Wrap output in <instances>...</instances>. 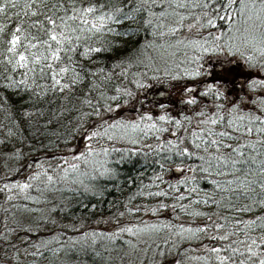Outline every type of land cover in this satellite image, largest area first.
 I'll list each match as a JSON object with an SVG mask.
<instances>
[{
	"label": "snow or ice",
	"instance_id": "6c2138e0",
	"mask_svg": "<svg viewBox=\"0 0 264 264\" xmlns=\"http://www.w3.org/2000/svg\"><path fill=\"white\" fill-rule=\"evenodd\" d=\"M217 20L228 23V31L201 33L202 29L215 28ZM125 22L139 24L134 35L142 29L153 38L144 43L142 49L145 52L153 49L158 55H148V63L140 62L143 67L154 72L163 70L171 80L179 81L185 77L194 80L202 74L211 75V70L201 72L204 67L201 60L205 55L225 51L239 57L248 68L264 70V0H0V114L10 111L13 97L22 105L28 102L39 105L52 104L56 99H77L75 94L79 92L82 104L91 109L82 113L79 119L97 118L96 123L84 130L77 146L69 148L70 155L51 158L60 161L55 168L50 163L46 168L42 161L30 162L27 167L39 171L26 182L0 184V192L18 190L26 193L36 181L44 183L45 188L54 187L58 181L83 185L85 179L94 178L93 172L103 176L110 171L100 157L120 150L104 147L105 141L129 139L135 144L138 141L134 134L169 133L175 140L166 139L158 147L176 157V166L170 169L173 178L166 181L162 176L156 177L159 183L154 181L153 185L158 190L147 195L157 198L158 203L145 209L152 216H158L161 211L169 212V222L165 223L164 218L159 223L141 221L140 225L122 226L112 234L83 232L71 241L73 245H81L77 251H87L97 240L111 241L121 233H127L136 238V242H126L132 250L129 258L133 264L140 253L148 256L151 264H164L173 250L178 258L171 264H185V261L189 264L192 261L195 264H264V216L243 219L233 215L229 218L218 213L209 215L194 207L208 205L234 213H250L254 205L264 206V91L257 92L264 89V78L249 79L246 87L252 95H238L231 103H227L231 93L226 94L217 87L220 84L227 86L225 79H217L202 91H197L195 84L185 86L183 94L194 95L177 101V104L197 105L201 96H210L213 103L205 102L192 116L181 113L183 120L167 111L156 117L144 114L133 123L115 117L105 118L104 112L117 111L119 105L117 108L110 104L98 106L93 103L90 93L100 90L101 81H110L112 75L105 68L93 70L88 64H96L100 55L110 50V43L104 39L106 36L113 33L129 35L127 30L120 32L114 27ZM183 32L193 34L178 35ZM169 49L175 51L169 52ZM178 51L185 59L170 63ZM132 66L131 61L127 64L121 61L113 68L123 69L116 74L127 78ZM223 67L220 65L217 71H222ZM143 75L147 76L148 72ZM97 76L101 81L89 79ZM233 84L241 87L236 81ZM81 85L85 86L86 92L81 91ZM136 85L146 87L139 79ZM115 92L118 95L105 97L100 91V98L116 101L121 95H132L120 87H116ZM158 107L167 109L168 105ZM37 113L44 115L39 109H23L25 119ZM61 115L63 112L54 111L52 118L59 119ZM193 121L194 128L191 127ZM51 122L50 119L47 123ZM165 125H171L175 130ZM83 127L80 123L74 132ZM3 130L4 125L0 122V131ZM6 134L12 136L15 133L9 129ZM3 143L5 141L0 140V144ZM64 143L70 142L65 140ZM80 143H83L82 149L78 147ZM89 166L92 171H88ZM49 169L57 172L55 178L49 174ZM161 184L165 187L161 188ZM37 190H41L39 186ZM13 198L6 196V200ZM240 200L252 203L241 206ZM172 212L177 213L176 217H171ZM180 213L202 217L205 222L197 227L172 223V219H179ZM14 231L0 228V242H3L0 251L6 253L12 248L19 253V247L11 239ZM202 236L212 243H202L191 251L203 249V255L190 257L187 256L188 247H179L193 239L200 240ZM18 239L35 249L30 253L33 257L43 255L39 244H28L29 237ZM92 256L108 259L99 250H94ZM0 264L6 262L0 260ZM80 264L84 262L80 261ZM139 264L145 262L140 260Z\"/></svg>",
	"mask_w": 264,
	"mask_h": 264
},
{
	"label": "trees",
	"instance_id": "16d2710c",
	"mask_svg": "<svg viewBox=\"0 0 264 264\" xmlns=\"http://www.w3.org/2000/svg\"><path fill=\"white\" fill-rule=\"evenodd\" d=\"M114 27L120 32L127 30L129 35L117 36L113 33L106 36L104 39L110 43V50L101 54L96 64H88L93 70L105 68L106 72H110L112 75L110 81H101L99 76L89 77V79L101 81V89L90 93L94 104L98 106L110 104L113 108H117L119 105L117 111L104 112L105 118L115 117L128 123L137 122L144 115L140 109L142 93L154 90L159 95L160 92L175 88L179 90L175 102L167 104V109L160 107L159 109L178 116L181 120H183L181 113L192 116L202 104L207 102L211 105L213 101L210 96H201L198 97L199 103L197 105L177 104V101L194 95V93L183 94V88L195 84L198 86L197 91H202L206 85L215 82L217 79H223L219 71H216L219 64L232 67L240 64L239 68L242 74L252 72L253 77L251 78H264V70L248 68L239 57L230 56L225 51L220 54L205 55L201 60V64L204 66L201 72L205 73L206 70H211V75L202 74L194 80L186 77L179 81L171 80L164 75L163 70L154 72L145 69L140 63L141 61L148 63L147 56H156L158 53L153 49H148L147 52L142 49V45L153 38L146 35L142 29L138 35H134L133 32L139 29L138 23L125 22L123 25H115ZM228 29V23L217 20L215 28L202 29L201 33L204 35H207L208 32L215 34L220 31H228ZM192 34L188 32L178 33L182 37ZM138 49L141 50L138 51ZM172 51L175 50L169 49V52ZM191 54L189 51V55ZM183 59H185L183 53L178 51L171 58L170 63ZM121 61L124 64L131 61L133 64L128 69L127 78L116 74L123 69L113 68V65ZM239 68H237L236 76L240 74ZM145 71L148 72L147 76L143 75ZM153 76L159 77V79H154ZM238 77L239 79L229 81L225 79L228 81L227 86L217 85L226 94L231 93L227 103H231L241 94L252 95L246 87L251 78L241 80V76ZM137 79L146 87H137ZM234 81L238 82L241 87H235ZM116 87H120L122 90L127 89L132 95H121L120 99L116 101L100 98V91H103L105 97L118 95L115 92ZM80 89L87 91L84 85H81ZM261 91L264 89L257 90L258 93ZM75 95L78 97L77 99H56L52 104L41 103L39 105H32L31 102L22 105L13 97V106L10 111L0 114V122L4 125V130L0 131V140L5 141V143L0 144V184L26 182L29 176L33 175L35 171H39V169L27 167L30 162L42 161L46 168L49 163L52 168H55L60 161L51 158L70 155L69 148L77 146V141L80 140L84 130L90 128L97 120L95 116L83 121L79 119L82 113L89 112L91 109L82 104V97H80L79 92ZM49 99L51 100L52 97ZM25 107L32 111L39 109L43 111L44 115L37 113L31 118L25 119L23 116ZM54 111L63 112V115L59 119H53ZM50 119L52 122L47 123ZM80 123H83L84 127L79 132H74ZM165 127L175 130L171 125H165ZM191 127H195V121ZM9 129L15 134L8 136L6 133ZM134 136L138 141L135 144L130 143L129 139L105 141L104 147L119 149L120 151H111L109 156L100 157L101 160L106 161L104 167L110 171L103 176L99 172H93L94 178L85 179L83 185L72 184L69 181H58L54 187L45 188L44 183L36 181L33 188L26 193L18 190L0 192V228L15 229L11 234V239L20 249L18 254L12 248H8L6 253L0 251V260H4L6 264H80V261H83L84 264H133L132 259L129 258L132 255V250L126 242H136V238L127 233H121L111 241L97 240L96 244L89 247L87 251L78 252L77 249H80L81 245H73L71 241L78 239L83 232L95 231L112 234L122 226L140 225L141 221L159 223L160 219L164 218L165 223L169 222V212L161 211L158 216H152L145 209L154 207L158 203L157 198L147 195L150 191L158 190L153 185L154 181L159 183L156 177L162 176L166 181L173 178V172L170 169L176 166L174 163L176 157L173 153H169L158 146L164 144L166 139L175 140V137H171L169 133L155 135L149 133L147 136L141 133L134 134ZM65 140L70 143H64ZM78 147L82 149L83 143H80ZM96 147L99 149L100 145H96ZM81 170H84L83 165H81ZM88 171H92L91 166H89ZM49 174L55 178L57 172L49 169ZM37 186L41 190H37ZM160 187L163 188L165 185L161 184ZM259 191L260 189L257 188V192ZM141 192L144 194H138ZM9 195L14 198L6 200V196ZM246 203H252V201H238L241 206ZM194 207H198L199 210L209 215L218 213L229 218L233 215H239L243 219L256 215L264 216V206L257 205L253 206L250 213H234L223 207L216 208L208 205ZM137 208L141 210L133 213L128 211ZM120 213H124V215L121 216ZM176 215L175 212L171 213V217H176ZM171 222L197 227L205 221L202 217H191L180 213L179 219H172ZM26 229L29 231L26 232ZM73 229H78V231ZM25 236L29 237L28 244L37 243L40 245L43 255L36 257L30 255L35 249L27 247L24 240L18 239V237ZM46 241L50 242L45 243ZM202 243L210 244L212 241L202 236L200 240L193 239L179 245V247H188L187 256L196 257L204 254L203 249L198 252L191 251V249L199 248ZM25 247H27V251H25ZM57 249L61 251L56 252ZM94 250H99L108 259L92 256ZM177 258L176 250H173L164 264H171V261ZM140 260H143L145 264H151L149 257L143 253L139 254L136 264H139ZM185 264H189V262L185 261ZM191 264H195V261H192Z\"/></svg>",
	"mask_w": 264,
	"mask_h": 264
},
{
	"label": "rangeland",
	"instance_id": "374dc122",
	"mask_svg": "<svg viewBox=\"0 0 264 264\" xmlns=\"http://www.w3.org/2000/svg\"><path fill=\"white\" fill-rule=\"evenodd\" d=\"M222 64H219L218 66H220ZM240 65V64H239ZM239 65H236L235 67L232 66H224L222 71H219V74L221 75V77L223 79H227L228 81L231 79H239L238 76H241V80L245 79V78H251L252 76V72H244V74H242L241 69L239 68ZM237 68H239V75L236 76V71ZM229 69H231V72L229 71ZM217 71V70H216ZM233 77V78H232ZM173 92V93H172ZM176 92V94H175ZM179 92V90L177 88L171 90L169 89V91H163L160 92L159 95H157L154 90L153 91H146L144 93H142V104L140 106L141 112H143V114H150L152 116H158L159 114L163 113V110H160L158 105L160 104H173L175 102V100L178 98L177 93ZM161 96V97H160Z\"/></svg>",
	"mask_w": 264,
	"mask_h": 264
}]
</instances>
